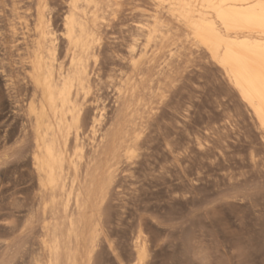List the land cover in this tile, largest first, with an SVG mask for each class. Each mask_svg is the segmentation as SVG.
Segmentation results:
<instances>
[{
	"label": "bare ground",
	"instance_id": "6f19581e",
	"mask_svg": "<svg viewBox=\"0 0 264 264\" xmlns=\"http://www.w3.org/2000/svg\"><path fill=\"white\" fill-rule=\"evenodd\" d=\"M30 1L25 13L22 0H11L9 32L16 38L23 31L21 62L32 89L28 103L24 101L25 115L31 128V166L38 194L31 217L19 232L22 236L18 242L8 243L6 252L0 254V264H12L17 257L21 264H97L102 240L120 264H149L153 246H149L144 230L139 228L135 235L134 255L128 262L117 254L108 234L106 206L118 171L141 157L149 128L146 115L153 110L155 100L166 104L186 51L199 54L215 68L249 116L263 146V150L250 151L252 163L257 164L258 157L264 155V0H66L60 29L52 19L53 0ZM32 6L34 13L30 12ZM126 12L132 25L124 38L126 55L119 59L123 63L117 61L120 67L112 70L110 77L115 100L108 113L97 100L101 95H95L102 79L93 74L96 66L100 68L97 63L106 39L103 25ZM202 138L198 136L196 142L204 150L209 140ZM166 144L172 155L180 149ZM35 225L38 231L32 233ZM29 234L33 241L24 243Z\"/></svg>",
	"mask_w": 264,
	"mask_h": 264
},
{
	"label": "rangeland",
	"instance_id": "374dc122",
	"mask_svg": "<svg viewBox=\"0 0 264 264\" xmlns=\"http://www.w3.org/2000/svg\"><path fill=\"white\" fill-rule=\"evenodd\" d=\"M22 1L20 6L26 7L22 11L25 12L31 1ZM63 1H52L55 2L52 19L57 29L62 27V17L67 11L66 0V4ZM12 7L11 0H0V254L6 252L8 243L19 241L22 236L19 232L27 225L38 194L37 178L31 166V128L24 102L28 103L32 89L21 62L25 49L21 40L22 26L16 38L9 32ZM31 9L33 12L34 7ZM126 13L120 14L119 20L116 18L103 25L106 39L97 63L101 69L96 66L93 74L94 78L102 79L95 95H101L97 100L104 103L108 113L113 110L115 100L110 77L123 63L119 59L126 55L128 44L124 38H128V26L132 25ZM62 43L60 52L63 53ZM197 56L199 54L185 52L182 59L187 64L182 62L175 85H170L167 105L155 100L154 112L151 110L146 115L149 128L141 157L133 165H122L124 167L118 171L106 206L108 234L125 262L134 255L135 235L144 230L149 246H153L149 264H264V155L258 157L256 165L251 161L253 149L263 150L262 142L249 116L228 91L224 79L205 58ZM198 136L199 139L204 136V142L209 140L206 149L198 147ZM166 142L180 149L172 155ZM188 142L190 144H186ZM186 146L188 151H185ZM35 226L32 233L38 231ZM31 234L22 239V244L33 241ZM102 241L97 264H120L116 254ZM14 249L13 246L9 252ZM25 251L22 255L27 259ZM21 263L22 259L17 257L12 264Z\"/></svg>",
	"mask_w": 264,
	"mask_h": 264
}]
</instances>
